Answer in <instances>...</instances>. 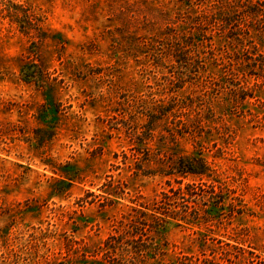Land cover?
<instances>
[{"label": "rangeland", "instance_id": "rangeland-1", "mask_svg": "<svg viewBox=\"0 0 264 264\" xmlns=\"http://www.w3.org/2000/svg\"><path fill=\"white\" fill-rule=\"evenodd\" d=\"M0 264H264V0H0Z\"/></svg>", "mask_w": 264, "mask_h": 264}, {"label": "trees", "instance_id": "trees-1", "mask_svg": "<svg viewBox=\"0 0 264 264\" xmlns=\"http://www.w3.org/2000/svg\"><path fill=\"white\" fill-rule=\"evenodd\" d=\"M24 67H22L20 73L22 76H25V72L23 71ZM28 76V75H27ZM30 76H32L30 74ZM25 78V77H24ZM29 80V79H26ZM29 82V81H26ZM206 164L199 156L195 157H179L175 163V169L173 172L176 174H179V176L184 177V175L192 174V175H199L203 176L206 174ZM175 197L172 198V196L167 195L166 193L161 194V200L159 201L158 205L156 204V207L153 209H147L143 210L141 212H138L137 218H134V221L132 219L130 220V224H137L143 225L145 228L148 226L145 222H142V218L147 215V212L149 213V217H151L152 221L156 223L157 226H154L153 229H156L157 227L161 226L162 229L165 227V225L169 222V220H175V221H184V218H181L180 215H171L168 213H165V206L171 205L175 199H183L184 192L181 190V188H178L177 193H174ZM173 195V196H174ZM174 203V202H173ZM144 209V207H143ZM136 219V221H135ZM138 220V221H137ZM145 220V219H144ZM161 221V223L159 222ZM133 222V223H132ZM134 226V225H132ZM150 226V225H149ZM151 228V226H150ZM118 240H115L113 237L107 240V242L104 244L105 251L110 252V250L115 249L114 246H111V244H115L113 242H116Z\"/></svg>", "mask_w": 264, "mask_h": 264}]
</instances>
